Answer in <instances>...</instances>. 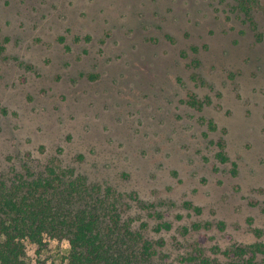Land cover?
<instances>
[{
	"label": "rangeland",
	"instance_id": "rangeland-1",
	"mask_svg": "<svg viewBox=\"0 0 264 264\" xmlns=\"http://www.w3.org/2000/svg\"><path fill=\"white\" fill-rule=\"evenodd\" d=\"M239 1L0 0V174L73 165L133 197L160 260L247 264L233 252L264 242V0L252 20ZM45 238L27 264H67L69 242Z\"/></svg>",
	"mask_w": 264,
	"mask_h": 264
},
{
	"label": "trees",
	"instance_id": "trees-1",
	"mask_svg": "<svg viewBox=\"0 0 264 264\" xmlns=\"http://www.w3.org/2000/svg\"><path fill=\"white\" fill-rule=\"evenodd\" d=\"M249 1L235 7L250 18ZM5 50L0 41V57ZM217 146L218 159L228 161L225 142L218 140ZM23 166L0 174V264H27V243L42 247L46 236L69 242L67 264H173L160 260L156 243L136 224L139 217L128 214L131 195L90 181L73 165ZM170 227L162 222L158 229ZM253 231L264 236L260 228ZM259 253L264 242L238 247L233 256L248 254L247 264H255Z\"/></svg>",
	"mask_w": 264,
	"mask_h": 264
}]
</instances>
